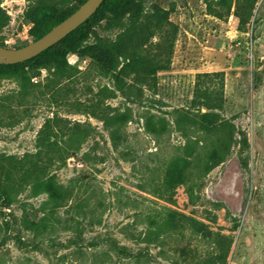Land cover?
I'll list each match as a JSON object with an SVG mask.
<instances>
[{"label": "rangeland", "instance_id": "1", "mask_svg": "<svg viewBox=\"0 0 264 264\" xmlns=\"http://www.w3.org/2000/svg\"><path fill=\"white\" fill-rule=\"evenodd\" d=\"M136 2L169 9L179 27L155 86L130 75L119 90L76 54L72 78L0 72V156L27 164L45 132L56 150L0 204V264H264V0L247 32L205 0ZM77 4L0 0V46L33 42L37 10L58 17ZM127 18L105 8L86 43L114 39ZM50 178L72 192L52 214Z\"/></svg>", "mask_w": 264, "mask_h": 264}, {"label": "trees", "instance_id": "2", "mask_svg": "<svg viewBox=\"0 0 264 264\" xmlns=\"http://www.w3.org/2000/svg\"><path fill=\"white\" fill-rule=\"evenodd\" d=\"M86 0H78V4L67 9L60 16L51 10H37L30 18L32 41L41 38L53 27L74 13ZM258 0H205L208 13L217 18H227L234 14L239 20V30L247 32L253 11ZM243 3V4H242ZM108 8L118 16L127 15V23L123 30L112 40H98L86 43L88 39L87 25L99 17ZM234 9V11H233ZM169 9L153 6L145 7L136 0H104L95 13L83 24L71 31L52 47L37 56L17 64H0V72L14 71L16 76L27 72L32 74L41 69H54L64 78H72L78 68L68 61V54H76L91 61L98 73L115 80L117 88L122 89V78L133 75L141 82L152 86L157 84L158 74L170 70L179 27L171 20ZM8 24L6 12L0 7V28ZM28 45V44H26ZM24 45V46H26ZM207 76L204 74V77ZM30 79V77H29ZM209 123L210 114H201ZM50 120L44 130L49 127ZM118 138V135H115ZM39 150L27 155V164L13 155L0 156V204L8 197L11 185L28 184L35 172L43 164L54 160L56 150L48 133L39 135ZM177 167L170 173V183L185 182L184 169ZM50 192L51 214L66 206L71 199L70 190H61L50 178L46 182ZM118 254L129 256V252L118 244L113 248Z\"/></svg>", "mask_w": 264, "mask_h": 264}, {"label": "water", "instance_id": "3", "mask_svg": "<svg viewBox=\"0 0 264 264\" xmlns=\"http://www.w3.org/2000/svg\"><path fill=\"white\" fill-rule=\"evenodd\" d=\"M103 1L86 0L74 13L53 27L48 33L26 46L17 49L0 46V64L21 63L52 47L90 18Z\"/></svg>", "mask_w": 264, "mask_h": 264}]
</instances>
